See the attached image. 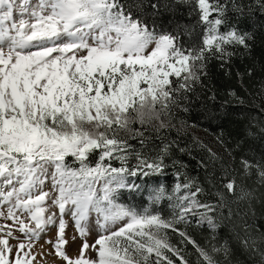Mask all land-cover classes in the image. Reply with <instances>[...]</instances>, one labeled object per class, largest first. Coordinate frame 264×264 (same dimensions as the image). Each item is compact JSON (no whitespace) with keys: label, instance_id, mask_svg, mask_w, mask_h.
Wrapping results in <instances>:
<instances>
[{"label":"snow or ice","instance_id":"1","mask_svg":"<svg viewBox=\"0 0 264 264\" xmlns=\"http://www.w3.org/2000/svg\"><path fill=\"white\" fill-rule=\"evenodd\" d=\"M0 218V264H264V0H0Z\"/></svg>","mask_w":264,"mask_h":264},{"label":"trees","instance_id":"2","mask_svg":"<svg viewBox=\"0 0 264 264\" xmlns=\"http://www.w3.org/2000/svg\"><path fill=\"white\" fill-rule=\"evenodd\" d=\"M128 3H134L136 0H127ZM257 60H259V53H257ZM229 77H224L221 73V70L216 65L215 61H212L209 63V80L207 81V88L205 91H207L208 95H211V91H218L220 95H217L216 101L212 102L209 101V107L212 109V112L214 113L215 118L211 120L204 119L203 117H195L199 119V124L197 128H201L205 130L210 135H213L217 138V135L222 131L224 136L226 138L230 139V133H233L237 127H238V121L243 120L246 115L250 114L255 116L258 115L259 110L252 108L246 109L244 115L238 114L237 110H235L232 106H227L223 109L219 108V104L221 102V96L226 91L224 88V84L226 81H228ZM259 79L260 77L257 76L255 82L253 83L252 87L249 88V92H259L260 85H259ZM233 87H238L236 81H232ZM247 87V85H246ZM213 103L216 105L213 107ZM261 99L259 96H256V104H260ZM189 120V123H192V119L194 117H186ZM190 135H193L192 132H189ZM175 135V133H173ZM187 142L192 147V156H189L187 153H177V159L182 160L185 165H187V171L190 175L193 176H203V171L196 167V159L193 157H196V153L198 152V149L195 148V146L191 145V141L188 140L187 136L181 137V144L183 146V143ZM222 148V147H221ZM253 150L255 152L260 151V145L258 143L253 144ZM173 180L171 170L168 173V176L166 177V182H171ZM207 195V194H206ZM139 197L136 198L133 202H139ZM256 211L257 216L259 218V214L261 211V205L259 202L256 204Z\"/></svg>","mask_w":264,"mask_h":264},{"label":"rangeland","instance_id":"3","mask_svg":"<svg viewBox=\"0 0 264 264\" xmlns=\"http://www.w3.org/2000/svg\"><path fill=\"white\" fill-rule=\"evenodd\" d=\"M189 132H192L193 135H195L197 138L202 140L205 144H207L209 147L212 148L213 151H222L223 149L221 148V145L218 143L217 138L213 135H210L207 133L205 130L201 128H194V129H189ZM5 223H11V221H4L3 218H0V224H5ZM67 233L69 236L72 235L73 230L71 227L67 229ZM53 233H49V235H52ZM37 243H43V241H39ZM67 247V246H66ZM70 252L74 250L73 248L68 249ZM41 257H37V260L39 261ZM43 259L47 260V264H53L52 258L51 257H44Z\"/></svg>","mask_w":264,"mask_h":264}]
</instances>
